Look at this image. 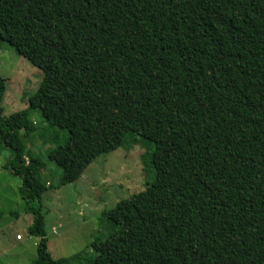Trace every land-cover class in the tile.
<instances>
[{"label": "trees", "instance_id": "1", "mask_svg": "<svg viewBox=\"0 0 264 264\" xmlns=\"http://www.w3.org/2000/svg\"><path fill=\"white\" fill-rule=\"evenodd\" d=\"M0 42L42 72L29 103L66 132L47 151L62 184L129 138L152 148L144 121L170 147L162 170L146 150L153 179L101 212L103 237L53 258L34 203L54 184L0 77L4 167L39 237L28 264H264V0H0Z\"/></svg>", "mask_w": 264, "mask_h": 264}, {"label": "rangeland", "instance_id": "2", "mask_svg": "<svg viewBox=\"0 0 264 264\" xmlns=\"http://www.w3.org/2000/svg\"><path fill=\"white\" fill-rule=\"evenodd\" d=\"M0 77L5 80L3 115L18 116V111H28L37 130L21 132L25 136L21 138L25 147L42 159L38 175L54 184L34 203L43 217L47 249L53 258L86 251L95 237H103L107 231L101 212L143 190L153 179V169L145 166L148 146L129 138L118 148L97 156L75 181L62 184L60 169L48 159L47 151L66 132L46 129L40 108L29 103L42 79L41 70L0 42ZM144 122L135 127V132L153 142V163L162 170L171 162L168 138L161 129ZM43 129L47 131L44 136L39 133ZM10 155V149L0 143V264H28L36 258L39 237L27 232L32 216L25 211L18 193L20 179L4 167Z\"/></svg>", "mask_w": 264, "mask_h": 264}, {"label": "built area", "instance_id": "3", "mask_svg": "<svg viewBox=\"0 0 264 264\" xmlns=\"http://www.w3.org/2000/svg\"><path fill=\"white\" fill-rule=\"evenodd\" d=\"M16 237L18 238L19 236H18V235H16Z\"/></svg>", "mask_w": 264, "mask_h": 264}]
</instances>
